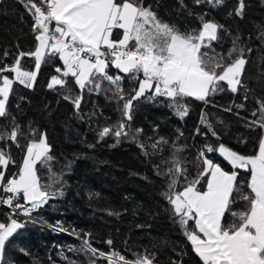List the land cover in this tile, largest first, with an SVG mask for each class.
I'll list each match as a JSON object with an SVG mask.
<instances>
[{
    "label": "trees",
    "instance_id": "16d2710c",
    "mask_svg": "<svg viewBox=\"0 0 264 264\" xmlns=\"http://www.w3.org/2000/svg\"><path fill=\"white\" fill-rule=\"evenodd\" d=\"M33 2L39 4V0ZM243 2V13L238 15L240 0H223L220 4L208 0H143L160 20L181 31L199 29L201 17L222 25L219 39L212 42L215 53L226 54L239 37L237 45L244 49L247 60L242 86L232 92L222 82L223 90L208 96L207 103L194 97L173 101L156 95L149 99L152 93L146 92L133 101L132 118L127 120L123 105L134 95L139 81L120 73L124 76L123 100L107 81H102L99 91H83L77 110L63 97L75 99L81 92L71 76L65 78L56 72L63 67L58 56L46 57L32 87L13 84L8 115L0 117V131L10 132L19 125V146L0 141V147L15 160V164L0 170L5 179L13 176L28 142L46 137L52 159L37 163V175L41 184L48 186L47 191L56 195L31 213L47 224L58 220L64 231L16 216L23 227L5 241L3 264H89L88 254L69 250H79L85 239L101 251L117 250L128 259L154 253L153 264H202L165 197L169 184L166 173L175 156L184 162L188 178H194L199 170L196 157L205 144L217 147L222 143L242 155L252 154L258 147L263 130L249 125L259 120L258 109L264 103V0ZM27 4L28 0H0V67L11 66L19 51L33 50L37 45ZM116 35L114 32L113 37ZM34 63L32 57L21 60L24 70H34ZM108 71L111 75L119 73L113 66ZM4 74L13 78V73ZM52 76L66 79V85L50 89ZM177 103L187 106L183 118L178 115ZM254 110L256 116L252 115ZM202 118L206 124L201 123ZM121 120L127 136L117 138L110 132L103 139L99 137L100 130L106 126L115 130ZM180 146L183 149L177 152ZM206 155L226 171L233 170L218 152ZM237 171L238 182L246 184L249 174ZM183 183L181 179L177 191ZM244 190L248 191L246 187ZM242 207L243 202L237 201L233 210ZM9 215L10 211L0 205V222L8 223ZM226 219L231 217L226 214ZM96 264L106 261L98 259Z\"/></svg>",
    "mask_w": 264,
    "mask_h": 264
},
{
    "label": "snow or ice",
    "instance_id": "6c2138e0",
    "mask_svg": "<svg viewBox=\"0 0 264 264\" xmlns=\"http://www.w3.org/2000/svg\"><path fill=\"white\" fill-rule=\"evenodd\" d=\"M208 2L220 4L223 0ZM27 7L34 19L33 31L38 43L33 50L19 51L11 66L0 67V117L8 115L7 102L13 84L18 82L32 87L41 64L46 57L52 56L63 61V67L57 68L56 72L65 78L71 76L81 92L75 99L70 95L63 97L77 110L83 91L86 88L89 92L99 91L102 81L114 88L119 99H124L120 84L124 76L109 74L110 66L138 80V89L123 105V116L127 120L132 118L133 101L146 92L152 93L149 99L156 95L173 101L194 97L207 103L208 96L223 90L222 82L232 92L242 86L241 77L247 60L244 49L237 45L239 37L233 40L226 54L215 53L212 42L219 39L218 33L223 26L204 21L203 17L199 29L181 31L176 25L160 20L150 6L143 5V0H39V4L28 0ZM243 8L244 2L240 0L238 15H242ZM114 32H117L115 38ZM261 36L264 37V32ZM208 50L214 54L209 55ZM251 51L249 48L248 52ZM24 57L34 58V71L22 68ZM5 72L13 73L14 78L10 79ZM66 83L67 80L60 76H52L48 87L63 88ZM177 111L183 118L188 109L177 103ZM258 111L259 120L249 126L264 130V103H260ZM256 114L254 110L252 115ZM201 123L207 122L202 118ZM208 127L211 130V126ZM125 128L126 124L121 120L115 130L107 126L100 130L99 137L103 139L110 132L117 138L127 136ZM19 132V125L10 132L0 131V141L9 140L19 146ZM32 135L35 136V130ZM212 135L216 133L213 131ZM182 149L180 146L176 151ZM48 152L46 137L33 138L26 145L17 173L5 181V173L0 170V192L5 194L0 196V204L12 209V214L7 217L9 222H0V264H3L5 241L23 227L12 218L17 214L16 210L30 216L33 210L56 195L47 191L48 186L42 185L37 175V163L52 159ZM213 152H218L233 170L226 171L206 155ZM196 160L199 170L189 179L184 162L174 156L172 167L166 173L169 184L165 193L194 252L202 264H264V136L252 154L241 155L222 143L218 147L205 144L198 151ZM10 163L15 164L11 153L0 147V169L6 170ZM237 170L249 174L246 184L238 182ZM181 179L184 183L177 191ZM20 199L31 207L21 204ZM237 201H242L243 207L233 210ZM226 214L230 220L226 219ZM190 221L192 227H189ZM107 243L111 245L112 241ZM69 250L88 254L89 264H96L98 259H103L106 264H153L155 259L154 253L136 254L134 259L126 258L117 250L110 249L106 253L93 247L87 239L83 240L79 250Z\"/></svg>",
    "mask_w": 264,
    "mask_h": 264
},
{
    "label": "built area",
    "instance_id": "2783aa9c",
    "mask_svg": "<svg viewBox=\"0 0 264 264\" xmlns=\"http://www.w3.org/2000/svg\"><path fill=\"white\" fill-rule=\"evenodd\" d=\"M33 24H34V19H33ZM117 74H120V73L116 72V73H114V74H112V75H117ZM120 75H122V74H120ZM120 84H121V82H120ZM121 87H122V84H121ZM9 178H10V177H9ZM7 179H8V178H7ZM7 179H6V180H7ZM6 180H5V181H6ZM4 195H5V194H4L3 192H0V196H4ZM15 202H16V201H14V204H15ZM19 202H20L21 204H25L26 207H31V205H30V204H27L23 199H20ZM0 205L6 207V208L10 211V213L12 214V209H10L7 205H4V204H0ZM16 212H17V214L12 215V218H14V219H17L16 216H21V217H24V218H28V219H32V220H36V221H38V222H40V223H43L44 225L49 226V227L52 228L53 230L64 231L63 228L60 227L58 220L53 221L52 224H47V223H45V222H43V221H40V220L36 219L35 217H33L32 213L30 214V216H28V215H24L23 212H22V210H20V209H17Z\"/></svg>",
    "mask_w": 264,
    "mask_h": 264
},
{
    "label": "rangeland",
    "instance_id": "374dc122",
    "mask_svg": "<svg viewBox=\"0 0 264 264\" xmlns=\"http://www.w3.org/2000/svg\"><path fill=\"white\" fill-rule=\"evenodd\" d=\"M207 21H211V20H207ZM213 22V21H212ZM34 70H35V68H34ZM34 70H32V71H34ZM10 79H11V77H9ZM13 78H14V74H13ZM50 82H51V79H50ZM139 84V83H138ZM136 89H138V87L136 88ZM134 94H135V92H134ZM41 138V137H40ZM39 138V139H40ZM38 139V140H39ZM47 143V142H46ZM48 144V143H47ZM225 145V144H224ZM48 146H49V144H48ZM226 147H228L227 145H225ZM218 147V146H217ZM228 148H230V147H228ZM231 149V148H230ZM231 150H233V149H231ZM233 151H235V150H233ZM25 152H26V148H25V150H24V154H23V158H24V155H25ZM238 153V152H237ZM240 154V153H239ZM242 155V154H241ZM23 158H22V160H23Z\"/></svg>",
    "mask_w": 264,
    "mask_h": 264
},
{
    "label": "crops",
    "instance_id": "0c3cea01",
    "mask_svg": "<svg viewBox=\"0 0 264 264\" xmlns=\"http://www.w3.org/2000/svg\"><path fill=\"white\" fill-rule=\"evenodd\" d=\"M37 43H38V42H37ZM62 62H63V61H62ZM262 136H264V130H263Z\"/></svg>",
    "mask_w": 264,
    "mask_h": 264
},
{
    "label": "water",
    "instance_id": "95a60500",
    "mask_svg": "<svg viewBox=\"0 0 264 264\" xmlns=\"http://www.w3.org/2000/svg\"><path fill=\"white\" fill-rule=\"evenodd\" d=\"M118 70V69H117Z\"/></svg>",
    "mask_w": 264,
    "mask_h": 264
}]
</instances>
